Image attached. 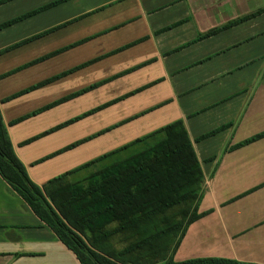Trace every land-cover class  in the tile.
<instances>
[{
	"label": "crops",
	"instance_id": "1",
	"mask_svg": "<svg viewBox=\"0 0 264 264\" xmlns=\"http://www.w3.org/2000/svg\"><path fill=\"white\" fill-rule=\"evenodd\" d=\"M50 1L55 2L29 0L9 14L1 11L10 5L4 0L0 26ZM71 6L69 0L52 8ZM263 7L264 0H90L82 13L99 12L71 25V44L61 48L79 56L59 70L63 87L56 80L44 85L52 74L41 80L30 69L23 74L21 61H1L40 33H7L21 21L0 29V113L31 182L42 189L49 180L180 120L204 176L198 212L207 214L187 228L174 260L264 264V137L232 149L264 133V13L197 40ZM67 21L49 24L42 33ZM89 84L96 87L87 90ZM41 88L48 90L44 98L36 96ZM0 264H80L1 176Z\"/></svg>",
	"mask_w": 264,
	"mask_h": 264
},
{
	"label": "trees",
	"instance_id": "2",
	"mask_svg": "<svg viewBox=\"0 0 264 264\" xmlns=\"http://www.w3.org/2000/svg\"><path fill=\"white\" fill-rule=\"evenodd\" d=\"M263 13L264 7L199 34L197 40ZM19 19L4 23L0 28ZM76 69L78 67L65 74ZM94 87L96 84L87 90ZM61 127L63 125L58 126ZM261 137L264 133L232 149ZM80 143H74L55 155ZM116 155L119 158L103 168L69 180L72 175ZM0 176L58 240L72 251L80 264H155L159 261L162 264H253L216 257L174 260L187 228L207 214L198 212L204 194V176L180 120L59 175L40 189L31 182L16 157L0 113ZM115 241H125L126 245L116 249Z\"/></svg>",
	"mask_w": 264,
	"mask_h": 264
},
{
	"label": "rangeland",
	"instance_id": "3",
	"mask_svg": "<svg viewBox=\"0 0 264 264\" xmlns=\"http://www.w3.org/2000/svg\"><path fill=\"white\" fill-rule=\"evenodd\" d=\"M3 1H1L0 3H2ZM7 1L10 2V5L3 6V8H1V11L6 10L7 13L12 14V12H13L12 7L16 6L18 8L17 11H19L22 9V6H24L26 3H28L29 0H7ZM65 1H69V0H55L54 3H52L53 1H50L51 3H48L47 5L43 6V8H39V9L34 10V11L42 12L46 9H50L46 14L35 15L36 13H34L30 16H26L27 15L26 14V15H21V17H19L20 19L17 18V19H19L17 22H19V21H21V22L18 23L17 26H14L15 28H10L7 33H9V34H13V33L14 34H23V33H27V32H30L32 30H35V32H33V33H37V34L40 33V35L36 36V37H32L31 39H29L25 42H22L21 44L18 45V47H15L16 49H11L7 53L8 59L1 60L2 62L8 63V65L11 64L15 60L21 61L20 64L23 66L22 67L23 69L21 72H24L23 74H25L30 69V72L32 74H35L37 72L39 75V78L41 80L43 78H45L46 76H48V73L52 74L50 81L47 80L44 83V85H46L47 88H49V85H50L49 82H52L55 80L57 82V86L63 87L65 85L64 74L60 73L59 70H61V68H63L62 66L64 65L63 63L65 61H69L71 59L76 60L77 58H79L78 54H76L75 51L72 50L70 52L68 50L64 51L63 49H61L62 47H67L68 44H71V43H69L71 41L68 39L69 38L68 34H70V33H68V32H70L69 27H71V25H74L75 23H77L83 19L90 18L93 14L99 12L97 10V11H93L91 13L87 12L88 14L82 13L85 9L84 8L85 4H87V2H89L90 0H72V6H71L70 10H62V9L61 10H59V9L55 10L54 8H52L53 6H59V5L63 4ZM79 1L81 3H83L82 1H84V2L87 1V2H85L84 4H80ZM34 11H32V12H34ZM32 12H30V13H32ZM71 16H73V18L70 20ZM100 16H101V13L98 14V17H100ZM63 19H67L69 21L62 24L61 26H57V27L55 26L54 28L52 27L51 31L46 30V32L42 33L44 28L49 27L48 26L49 24H52L54 22L57 23ZM27 20H30V22L29 21L25 22ZM17 22H12L11 24H9L5 27H1L0 29L3 30L5 28H8ZM74 29H76V27H72L71 31H74ZM64 38H66V39H64ZM65 40H66V42H65ZM62 41H63V45H62ZM54 44L57 46L55 49V52L54 53L49 52V50H51L50 48ZM65 44L67 46H64ZM25 75H27V74H25ZM89 86H90V84H89ZM52 88H54V87H52ZM47 91L48 90L41 88V89H39L36 96L38 98H44ZM51 106H52V104H51ZM79 116H80L79 118L81 119L83 114H79ZM59 124L60 125H58V123H57V126H56L57 130H61V129L65 128V125L63 123H59ZM62 125H63V127L58 128V126H62ZM61 133H64V132H61ZM140 147L141 146H139L138 148H140ZM122 156H123V154L120 155V157H122ZM118 158H119V155H116L113 158H111L110 160H105L101 164L93 165L92 167H89L88 169H85V170L79 172L78 174L74 175V177H69V180H75V179H79L81 177H84L85 175L90 174L91 172H93L99 168L100 169L103 168L104 166L110 164L111 162H113L115 159H118ZM204 189H205V186H204ZM197 226H199V225L198 224L194 225L192 228L196 229ZM113 244H114V248L121 249L122 247H124L126 245V242L125 241H122V242L115 241ZM171 246H172V243H171ZM155 264H162V262L159 261V262H156Z\"/></svg>",
	"mask_w": 264,
	"mask_h": 264
}]
</instances>
